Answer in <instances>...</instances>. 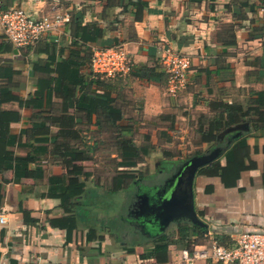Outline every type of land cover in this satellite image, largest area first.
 <instances>
[{
  "label": "crops",
  "instance_id": "1",
  "mask_svg": "<svg viewBox=\"0 0 264 264\" xmlns=\"http://www.w3.org/2000/svg\"><path fill=\"white\" fill-rule=\"evenodd\" d=\"M142 1L147 6L138 19L135 6H125L129 0H1L0 10L22 6L34 17L59 3L74 20L28 47H16L0 23V211L8 209V221L0 222V264H183L187 246L174 239L193 237L198 243L192 249L209 241L193 230L180 235L179 225L188 221L173 223L167 230L173 233L168 252L160 259L151 257L155 244L150 238L162 231L149 234L130 222L133 194L130 189L112 190L113 175L106 174L112 162H98V152L93 159L72 163L53 154L55 147L64 151L68 144L95 146L97 135L108 134L98 132L96 112L90 116L80 107L84 90H98L95 83L83 89L78 81L93 70L87 49L91 45L121 44L132 58V72L114 77L125 124L131 118L130 104L146 119L164 120L176 117L180 109L188 115H210L212 101L248 105L257 91L264 92V9L253 11L242 4L262 6V0ZM86 25L92 33L83 28ZM228 27L237 44L226 42ZM84 34L97 42H82ZM164 47L192 59L188 84L173 96L161 61ZM147 68L160 73V79L141 76ZM127 88L135 90L134 97H127ZM71 115L78 137L61 136L57 142L60 128L51 119ZM41 122L45 126L36 127ZM229 133L236 132L220 135L217 146L224 151L218 158L223 166L238 158L246 167L227 175L203 173V166L194 182L196 209L208 223L206 233L226 242L243 231H264V129L251 130L249 123L241 135L232 139ZM240 138V150L227 157ZM184 161L165 163L176 169ZM143 179L140 176L139 182ZM161 180L154 176L150 183ZM115 194L116 200L108 203L106 196ZM198 264L222 263L206 259Z\"/></svg>",
  "mask_w": 264,
  "mask_h": 264
},
{
  "label": "trees",
  "instance_id": "2",
  "mask_svg": "<svg viewBox=\"0 0 264 264\" xmlns=\"http://www.w3.org/2000/svg\"><path fill=\"white\" fill-rule=\"evenodd\" d=\"M191 1H201V0H191ZM262 6L257 5L255 3H242L243 5L249 6L253 11L259 10L260 7L264 9V0H262ZM129 5L135 6L137 18H143V11L144 8L147 6V3L143 2L142 0L131 1L125 5L126 8ZM241 5V6H243ZM8 9V8H6ZM3 10V9H2ZM235 17H237L235 15ZM74 16L71 14V19L68 23L73 22ZM95 31H99L96 27V24L92 25ZM85 30L90 29L89 25L83 27ZM227 37L226 42L231 44H237L236 35L231 28H225ZM90 33L92 30L90 29ZM82 42H97V39L87 38L84 34L82 35ZM79 42L75 40V44ZM112 46V45H111ZM93 47H110V46H103V45H96V46H89L87 49L90 51L89 59L91 61L93 56ZM134 67V66H133ZM145 70V75L148 79L159 80L160 73L156 72L155 69L151 71L150 68ZM132 72V70L130 71ZM159 74V75H157ZM115 76H121L117 74ZM115 76H108L104 73H98L95 71H91L89 77H84V75L79 76L78 81L81 82L82 88L85 84H96L98 90L96 91H89L84 90L81 94V103L80 107L83 108L82 110L86 111L90 116L93 112L97 114V125H98V132L106 130L108 134L106 136H98L96 140L95 146L91 145L89 147L86 144V147L80 148L76 146H71L68 144L64 151H60L57 147L54 148L53 154L55 153L56 156L62 158L67 163H72L74 161L80 160H90L94 158V154L99 152L98 149L100 148V144L103 143L107 146V151L111 152L109 156V161L113 164V191H118L122 189H132L136 186V182L139 181V177L143 176V173H140V169H136L139 163L145 162L146 157L151 153V147L147 145H139L137 144L136 140L134 139L132 133V125L124 123V109L121 107L118 97L121 94L119 89L117 88L118 83L115 82ZM68 96H72L73 92L67 93ZM115 94V95H114ZM256 99L253 101L250 99V103L248 105H244L240 102H228V101H212L210 103V107L212 113L206 114L202 113L199 117V124H198V133L200 134L199 143H218L221 142L220 135L226 131L229 127L236 126L242 124L244 122H249L251 130H257L259 128L264 129V92L257 91ZM74 115L66 116V118H53L51 122L57 124L60 130L55 134V140L58 142L59 138L62 136L67 139H76L78 134H76V130H73L75 125V121H73ZM166 119H172L171 116H167ZM80 122H83L81 120ZM43 127L45 124L41 122L40 124L36 125V127ZM167 129H162L160 131L163 135L167 133ZM125 131L130 132V135H127ZM235 133H229L227 136L228 138H234ZM149 137L150 135H146ZM227 138V139H228ZM109 141V142H108ZM244 143L242 138L237 139L236 142L232 145V147L227 150L226 155L229 157L232 153H237L240 150V146ZM203 151L201 149L197 150L195 153L200 154ZM38 153V152H36ZM35 159H37L36 155H34ZM19 158V157H18ZM22 160H25L24 157H21ZM229 159V158H228ZM241 161L238 158L234 160L229 159V163L227 166H223L219 158L214 159L206 166H204L201 171L203 173H217L219 171L225 172L224 174H232L236 175L237 171L240 168L246 167V165L242 166ZM123 167V169H122ZM83 183L80 184L79 187H83ZM168 228L165 231L158 233L155 236H152L150 240L154 242V250L151 254V257H157V259L161 258V254L167 253L169 250V245L171 242L172 234L169 233ZM193 230L195 233H199V238L207 239L208 235L206 231H201V227L196 226L190 222L187 224H180L179 225V234L182 235L185 231ZM221 243L225 245H230L233 243L232 240L226 242L223 238L219 235L215 236ZM198 238V237H197ZM176 240L177 243L184 242L186 244V249L193 251L191 245L198 240L193 239V237L185 238L183 235L182 237H178ZM131 250V249H130ZM150 257V256H149Z\"/></svg>",
  "mask_w": 264,
  "mask_h": 264
},
{
  "label": "built area",
  "instance_id": "3",
  "mask_svg": "<svg viewBox=\"0 0 264 264\" xmlns=\"http://www.w3.org/2000/svg\"><path fill=\"white\" fill-rule=\"evenodd\" d=\"M1 3V0H0ZM71 14L59 3L50 5L40 17H34L22 6L0 10V23L7 38L16 47L36 45L42 38L59 30L69 22ZM162 64L168 75V89L173 95L188 84L191 56L177 49L164 47ZM91 66L95 72L108 76L128 73L133 69V61L128 50L121 44L110 47H93ZM8 209L2 207L0 222L6 223ZM208 242L193 251L182 252L183 264H198L212 259L222 264H264V231H243L230 245L221 243L213 234L207 233Z\"/></svg>",
  "mask_w": 264,
  "mask_h": 264
},
{
  "label": "rangeland",
  "instance_id": "4",
  "mask_svg": "<svg viewBox=\"0 0 264 264\" xmlns=\"http://www.w3.org/2000/svg\"><path fill=\"white\" fill-rule=\"evenodd\" d=\"M166 78L168 89V75ZM126 90L127 91L125 92L127 93V97H129V99L130 97H134V89H132L134 90L133 92H130L129 88ZM168 93L169 95L173 96L169 89ZM137 111V107H133L131 104L129 105V116L131 118L128 120V123H133V129L135 130H133V137L136 142L139 145H147L148 147H151V153L146 157L143 166H140V173H143V177L147 181L145 183L147 184L150 183V178L154 176H160L162 172L166 171L168 167L165 161H170L172 159L175 160V158L179 160L187 159L193 155H196L195 152L199 149L205 151L207 149H211L215 145L217 146V143H199L200 134L197 130L200 112L194 111L191 115H188L186 112H184L186 109H180L178 112H175L177 116L172 119L149 120L144 118L142 110L141 112ZM162 129H167V133L163 135L160 132L161 135L158 136V131H162ZM147 133H149V137L146 136ZM107 146H109V144H107ZM107 146L103 144L100 151L98 152V162H109V156L111 152L107 151ZM111 173L113 175V169L112 171L111 169L108 170L106 174L111 175ZM133 190L134 187L130 189L132 194H134ZM116 197H118L116 194L114 196H106V201L111 203L112 201L116 200ZM128 199H131V194H128ZM132 202L130 203L131 205Z\"/></svg>",
  "mask_w": 264,
  "mask_h": 264
},
{
  "label": "water",
  "instance_id": "5",
  "mask_svg": "<svg viewBox=\"0 0 264 264\" xmlns=\"http://www.w3.org/2000/svg\"><path fill=\"white\" fill-rule=\"evenodd\" d=\"M249 129V123L232 126L223 133L236 132L234 136L241 135L242 131ZM224 151L222 146L214 148L211 152L196 154L185 162L166 182L163 194H157V199L151 205L158 209L157 215L164 218L165 224L159 227L165 231L173 223L188 221L209 231L208 223L199 215L195 204L194 182L201 167L218 158ZM150 199V198H148ZM162 224V221H161Z\"/></svg>",
  "mask_w": 264,
  "mask_h": 264
},
{
  "label": "flooded vegetation",
  "instance_id": "6",
  "mask_svg": "<svg viewBox=\"0 0 264 264\" xmlns=\"http://www.w3.org/2000/svg\"><path fill=\"white\" fill-rule=\"evenodd\" d=\"M218 146H214L211 149H208L203 153L211 152L214 148ZM194 156V155H193ZM187 159H185L186 161ZM184 161V162H185ZM178 165V167L173 169L172 167H168L166 171L161 173L162 182L159 183H145L146 179H143V182H136L135 189L133 190V203L132 208H130L129 216L131 217L130 222L137 226L140 230L147 232L149 234L152 231H157L161 225H164L166 221L164 218L157 215L158 209L155 206H152L151 201H155L157 198V194H163L166 186V182L171 179L175 170L179 169L182 166ZM139 179V178H138ZM152 178H150L151 180ZM142 180V179H141ZM150 198V199H148ZM162 221V224H161Z\"/></svg>",
  "mask_w": 264,
  "mask_h": 264
}]
</instances>
